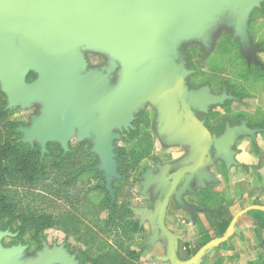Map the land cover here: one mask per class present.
Instances as JSON below:
<instances>
[{
	"label": "rangeland",
	"instance_id": "1",
	"mask_svg": "<svg viewBox=\"0 0 264 264\" xmlns=\"http://www.w3.org/2000/svg\"><path fill=\"white\" fill-rule=\"evenodd\" d=\"M225 6L205 18V38L191 34L179 41L178 50L185 54V69L189 75L210 81L215 92L223 86V90L231 95L234 91L240 93L238 96L242 95L244 101L226 102V107L230 111L245 107L259 122L256 115H264V83H260L264 80V0L253 3L246 29L251 47L258 49V67L241 58L240 44L232 26L234 9ZM85 55L89 65L98 71H103L113 61L109 62L98 50H86ZM33 70L25 76L28 86L36 78H32ZM4 85L0 76V142L30 150L38 180L28 184L11 177L4 186V193L10 200L14 198L17 210L13 216H0V248L17 249V252L2 258L1 262L36 264L42 257L55 253L48 264H63L58 259V253H61L73 264H171L167 244L160 249L164 257L160 262L155 257L157 252L146 244L151 239L152 228L141 226L137 217L132 219L133 212L127 211L128 203L138 196V190L145 182L143 173L151 156L142 151L151 145L146 124L140 129L135 126L136 131L132 130L131 135L123 129L117 138H113V176L107 185L105 161L95 147L96 134L92 130L89 136L79 139V130L74 128L66 149L55 137L47 138L45 142L38 136L33 137L28 128L34 126V118L43 114L44 102L38 96L27 102L22 99L10 102ZM219 119L215 114L211 123L218 125ZM80 143H83L82 147H79ZM71 150L76 154L66 162L65 153ZM19 210L50 218V225L42 231L33 226L23 227L17 217ZM119 215L123 216L120 225L116 224ZM188 244L195 248L200 246L191 242L186 246L177 244L175 256L178 260H190L195 248H189ZM216 257L217 251L210 252L195 264H219Z\"/></svg>",
	"mask_w": 264,
	"mask_h": 264
},
{
	"label": "water",
	"instance_id": "2",
	"mask_svg": "<svg viewBox=\"0 0 264 264\" xmlns=\"http://www.w3.org/2000/svg\"><path fill=\"white\" fill-rule=\"evenodd\" d=\"M255 2L0 0V76L10 102L15 103L17 99L27 102L33 96H38L44 102L43 114L34 118V126L28 128L33 137L38 136L43 142L55 137L66 149L68 137L74 128L79 130V139L89 136L92 130L96 134L95 147L105 161L107 185L113 176L111 142L119 136L114 129H128L134 113L142 108V103L135 96L136 92L147 81L154 80L155 95L163 107L161 85L167 75L172 77L179 105L189 121L205 136V145L197 160L178 172L159 210L158 227L167 237L171 264L194 263L209 244L202 247L188 262L176 259L173 236L163 222L168 197L185 171L198 170L206 154L209 155L211 146L227 152L234 131L238 129L227 130L216 139L193 114L189 102L203 107V102L207 100L201 94L190 95L188 102L185 100L187 95L183 77L187 71L181 70L174 61L176 47L180 40L191 34L205 38V18H210L225 5L234 9V36L241 43H246L247 20ZM83 46L105 50L121 63L119 80L108 94L92 91L102 83L100 73L96 70L81 73L86 65L79 53ZM154 49L162 52L154 56ZM145 53L146 64L139 67ZM159 67L161 72H156ZM30 69H34L37 76L28 86L25 76ZM133 69L137 70L131 73ZM235 219L231 222L226 238L233 232ZM16 252L17 249L0 248V264H3L2 258ZM54 255L48 254L36 264H48ZM58 259L63 264H73L61 253H58Z\"/></svg>",
	"mask_w": 264,
	"mask_h": 264
},
{
	"label": "crops",
	"instance_id": "3",
	"mask_svg": "<svg viewBox=\"0 0 264 264\" xmlns=\"http://www.w3.org/2000/svg\"><path fill=\"white\" fill-rule=\"evenodd\" d=\"M238 41L243 56L241 58L247 63L251 62L245 58L243 51L245 45L251 47L249 36L244 44L239 38ZM89 49L103 52L109 62L113 60L112 63L107 64L103 71L100 69L98 71V68L89 65L85 55V51ZM178 49L177 46L175 62ZM161 52L159 49L152 50L154 56H158ZM79 53L86 64L83 72H80L89 73L96 70L103 78L102 83L92 89L93 93L111 92L119 80L121 63L102 49L83 46L79 49ZM144 59L146 53L142 60ZM146 61L138 64L139 67L144 66ZM177 65L181 70L187 71L183 77L186 95L201 94V97L207 100L203 102L204 108L209 104H218L219 125L223 122L228 123L225 131L215 138L219 139L227 130L238 129L234 131L227 152L212 146V152L198 170L178 180V187L168 203L165 221V227L173 236L174 250H177V244L186 246L188 242L197 243L200 245L197 248L188 244L189 248H195L192 258L202 247L209 244L192 264L214 251H217L216 258L219 264H264V115H256L259 121L257 122L254 120L255 115H251L245 107L230 111L226 107L228 103L236 102L238 99L244 101L242 95L238 96L240 93L234 90L233 95L226 90L215 93L210 81H201L203 79L199 76L189 75L183 63ZM135 70L137 69H133L131 73ZM155 71L161 72V67ZM35 75L37 76L36 72ZM187 75H189L188 80L195 85L194 89H187ZM104 82L106 85L103 84ZM260 83H264V80ZM154 86V80L147 81L135 96L142 103L141 109L147 108L151 111L154 142H151L150 150L160 160V164H149L143 174L145 182L138 190V196L130 201L129 207L134 211L135 216L132 219L137 217L141 226L152 228L149 235L151 239L146 244L157 252L155 257L161 262L164 257L160 249L166 246L167 237L159 229L156 218L163 197L166 195L164 190L173 174L197 160L205 145V136L180 112L175 86L170 75L166 76V81L161 85L163 107L157 100ZM214 97L217 100H213ZM226 102L228 103L225 104ZM208 117L209 125L214 126L211 123L212 116ZM173 171L175 173L172 174ZM200 207L212 211L220 209L221 213L216 217L212 211L199 210ZM234 218L236 219L233 232L226 238ZM219 223L227 224L221 230L218 227ZM167 254L169 255L168 251Z\"/></svg>",
	"mask_w": 264,
	"mask_h": 264
},
{
	"label": "trees",
	"instance_id": "4",
	"mask_svg": "<svg viewBox=\"0 0 264 264\" xmlns=\"http://www.w3.org/2000/svg\"><path fill=\"white\" fill-rule=\"evenodd\" d=\"M249 49H251V47L246 45L244 46L243 51L245 55H248L247 52ZM255 65L258 66V61L255 62ZM132 133H134L132 130L129 131V135ZM82 145L83 143H80L79 147H82ZM142 151L144 153H148V151H150V146L144 147ZM75 154L76 151L74 150L66 152L64 157L66 162H69L71 158L75 156ZM32 158L33 153L30 150H22L8 142H0V216H13L14 212L17 210L14 198L10 200L4 193V186L11 177H13V179H21L28 184L37 182V168ZM71 166L72 165H68L67 167ZM127 211L130 212L133 210L127 208ZM30 213L31 212L29 210H19L17 217L19 218L20 223L24 224L23 227L33 226L36 227L37 231H42L50 225V218H45L43 215L37 216ZM212 213L217 217L221 212L216 210L212 211ZM122 221L123 216L119 215L116 224L120 225ZM226 224L227 223H219L218 227L222 230V228H225L224 226H226ZM64 226L68 227L65 224ZM121 264L125 263L122 262Z\"/></svg>",
	"mask_w": 264,
	"mask_h": 264
},
{
	"label": "flooded vegetation",
	"instance_id": "5",
	"mask_svg": "<svg viewBox=\"0 0 264 264\" xmlns=\"http://www.w3.org/2000/svg\"><path fill=\"white\" fill-rule=\"evenodd\" d=\"M179 51V53H178V57H177V60H176V62L177 63H183L184 64V66L186 67V59L184 58L185 57V54L184 53H182V51H181V49L180 50H178ZM181 51V52H180ZM247 54L248 55H245L244 54V56H245V58H247L248 60H250V61H252V63H255V62H257V61H259V55H258V49H257V51H256V49L254 50L252 47H251V49H249V51L247 52ZM261 61V60H260ZM35 73H33L32 74V78H35ZM188 77H189V75H187V77H186V85H187V89L188 90H190V89H194L195 88V85H193V83L191 82V81H189L188 80ZM220 90L222 91L223 90V86H221V89H219L218 91H214L213 90V92H215V93H220ZM185 100L188 102V100H189V96H185ZM1 103V102H0ZM216 107H218V106H216V105H212V104H209V105H206V107L204 108V107H201L198 103H194V102H189V108H190V110L193 112V114L204 124V126L208 129V131L210 132V134H211V136L212 137H218V136H220L224 131H225V124H224V122H223V124H221V125H214V126H210L209 125V122H208V116H213V115H217L218 117L220 116L219 114H218V110H217V108ZM204 108V109H203ZM179 110H180V112L183 114V116H185V112H184V110H182V108H181V106L179 105ZM215 112V113H214ZM150 113H151V111L149 110V109H147V108H143V109H141V110H139L138 112H136V113H134V116H133V119H132V122H131V126H129L128 127V129H125V131L126 132H129V131H131V130H134V131H136V129H135V126H136V128H138V129H140V128H142V127H140L142 124H146V127H145V129L148 131V135L150 136V139H151V142L153 141L154 142V138H153V132H152V130L154 129L153 127H154V124H153V118H152V116L150 115ZM0 116H1V112H0ZM186 117V116H185ZM150 119V123H149V119ZM187 118V117H186ZM149 124V125H148ZM149 126V127H148ZM148 127V128H147ZM122 130H123V128H122ZM119 131H121V130H118V129H114V132H119ZM148 135H147V137H148ZM151 146V145H150ZM212 152V146L210 147V149H209V155H210V153ZM149 155H151L150 157H149V160H148V162H147V165L145 166L146 168L149 166V164H156V163H158V164H160V160L155 156V154H154V152H151V150L150 151H148V153H147V156H149ZM209 155H207L206 154V156H205V158H204V160L209 156ZM146 158H144L143 160H145ZM203 160V161H204ZM203 163V162H202ZM201 163V164H202ZM201 166V165H200ZM199 166V167H200ZM183 169V168H182ZM182 169L181 170H178V171H182ZM173 173H175L174 171L172 172V174ZM190 171H185L180 177H179V181L183 178V177H188V176H190ZM144 174V173H143ZM177 174H178V172L177 173H175V174H173V176L172 177H170L169 178V180H168V182H167V188L164 190V192H165V194H167L168 192H169V190H170V188H171V186H172V183L174 182V179L176 178V176H177ZM179 181H178V183H176V185H175V188H173V191H172V193L177 189V187H178V184H179ZM188 191V189H186V192ZM172 193H171V195L169 196V198H168V200H167V203H166V207H165V215H164V219H163V222H164V225H166L165 224V221H166V214H167V207H168V203H169V200L171 199V197H172ZM165 197V196H164ZM164 197H163V199H164ZM128 209H131L130 207H129V203H128ZM199 210H203V211H209V212H211L212 210H208V209H206V208H198ZM218 211H220V209L218 210ZM131 213L133 212V214H134V211H130ZM132 214V215H133ZM158 215H159V211H158ZM158 215H157V218H156V220L158 221ZM133 217V216H132Z\"/></svg>",
	"mask_w": 264,
	"mask_h": 264
}]
</instances>
